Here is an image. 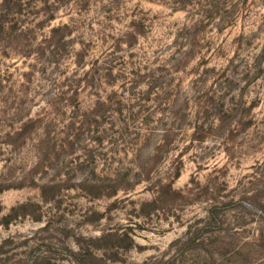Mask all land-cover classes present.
Wrapping results in <instances>:
<instances>
[{
  "label": "rangeland",
  "instance_id": "obj_1",
  "mask_svg": "<svg viewBox=\"0 0 264 264\" xmlns=\"http://www.w3.org/2000/svg\"><path fill=\"white\" fill-rule=\"evenodd\" d=\"M4 3L0 264H264V0Z\"/></svg>",
  "mask_w": 264,
  "mask_h": 264
},
{
  "label": "trees",
  "instance_id": "obj_2",
  "mask_svg": "<svg viewBox=\"0 0 264 264\" xmlns=\"http://www.w3.org/2000/svg\"><path fill=\"white\" fill-rule=\"evenodd\" d=\"M6 2H7V4L8 3H10L11 1H19L20 2V0H5ZM45 3H46V1H45ZM7 4H5L4 3V6H6ZM22 7V6H21ZM7 9V8H6ZM22 11V10H21ZM18 14H20L21 15V12H18ZM195 16L194 15H191L190 16V18H194ZM47 18H49L50 20H52L53 19V17L52 16H48ZM202 18H204L203 20L201 19V16H200V19H195V21L191 24V25H189V26H184L183 28H182V30H188L189 28H191L192 26H194L195 24H198V23H203L204 22V20H206V19H209L210 18V16H203L202 15ZM222 25H229L230 23H226L225 22V20L224 21H222ZM3 24H1L0 25V32L3 30ZM54 30V32H56L57 30H55V29H53ZM19 32H23V28H20L19 29ZM187 39V38H186ZM53 48H55L54 46H53ZM166 186L165 187H159V190H158V195H157V197H160V196H162V194H166L167 192H166ZM168 189V188H167ZM96 195V194H95ZM98 195V194H97ZM156 197V198H157ZM262 207V206H261ZM219 210H220V208L218 207V208H216V206H214L212 209H210V211H209V218H208V222H207V224H206V226H207V228H209V226L213 223V222H215L217 219H218V215L220 216V212H219ZM199 236H200V234H199ZM186 242H187V240H186ZM189 242H191V243H194V238H191L189 241H188V243ZM187 243V244H188ZM82 252H84V253H79L78 255H77V258H80L81 259V262H82V264H85L84 262L85 261H89L90 262V264H92V260H94L95 258H94V254L92 253V252H90L89 250H82ZM80 262V263H81Z\"/></svg>",
  "mask_w": 264,
  "mask_h": 264
}]
</instances>
